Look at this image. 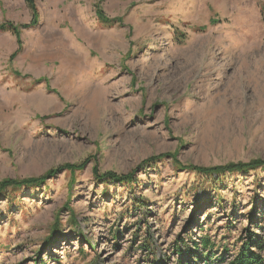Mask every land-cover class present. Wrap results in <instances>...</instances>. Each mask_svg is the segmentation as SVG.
Here are the masks:
<instances>
[{
  "label": "rangeland",
  "instance_id": "374dc122",
  "mask_svg": "<svg viewBox=\"0 0 264 264\" xmlns=\"http://www.w3.org/2000/svg\"><path fill=\"white\" fill-rule=\"evenodd\" d=\"M35 3L20 44L0 34V183L88 162L0 199V264H230L264 246V169L214 183L171 158L264 160V0ZM32 17L0 0V25Z\"/></svg>",
  "mask_w": 264,
  "mask_h": 264
},
{
  "label": "trees",
  "instance_id": "16d2710c",
  "mask_svg": "<svg viewBox=\"0 0 264 264\" xmlns=\"http://www.w3.org/2000/svg\"><path fill=\"white\" fill-rule=\"evenodd\" d=\"M28 7L30 8L33 17L32 21L29 24L26 25H15L10 22H6L4 24L0 25V34L5 33H11L17 38L18 43H21V34L23 30L31 29L38 24L39 20V14L37 10V6L35 3V0H24ZM99 21L105 26H113L116 25V23H120L121 20L116 21V19L111 20L105 16L103 11L99 12ZM219 20H212V24H217ZM220 23V22H219ZM16 56V55H15ZM37 84L41 83L36 81ZM169 157L166 155H160L151 157L150 159H147L143 162V165H150L151 163H156L157 161ZM171 158L175 162V164L182 168L183 170L191 171L193 173L202 175V176H208L214 183H218L222 177L226 175H232V174H246L250 173L252 171H257L259 169H264V160L261 159H255L250 161L249 163H229L224 166H216V167H198L194 165H182L179 163L175 158L176 156H172ZM88 162V161H87ZM87 162L79 165H63L55 169H51L46 174H44L41 177L38 178H27L23 180H12L7 179L0 183V199L5 198L8 199L10 197V190H21L22 188H29L31 191L33 190H39L43 185L46 184V182L49 179L54 178L58 173L68 171L75 173L78 170L84 169ZM135 173V172H134ZM134 173H130L126 176L119 175L114 172H107L104 174H101L99 171V168L95 166L93 168V175L95 179L98 181H102V183H112V184H122V185H131L135 179H134ZM140 209L141 206H138ZM56 227V226H54ZM57 230H54L53 234L55 235ZM119 234H114L113 237L115 240L119 239ZM245 244H243L241 251L237 255V257L230 262V264H264V246L262 241H260L257 237L253 238L252 240H247ZM203 245L205 247H209V241L205 240L203 241ZM145 251H149L151 249V246L148 242H145L142 246ZM254 250V251H253ZM263 254V255H262ZM177 255L182 258L184 257V252L178 248ZM219 262L222 261L221 259L218 260ZM36 263H39L38 258L35 259ZM191 264L188 261L183 262L181 261L179 264Z\"/></svg>",
  "mask_w": 264,
  "mask_h": 264
}]
</instances>
